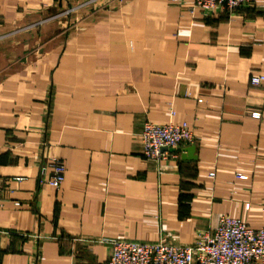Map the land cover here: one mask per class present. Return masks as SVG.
Here are the masks:
<instances>
[{
  "label": "crops",
  "instance_id": "1",
  "mask_svg": "<svg viewBox=\"0 0 264 264\" xmlns=\"http://www.w3.org/2000/svg\"><path fill=\"white\" fill-rule=\"evenodd\" d=\"M261 74L264 0H0V264H107L109 239L192 244L222 215L264 227ZM147 120L196 140L147 158Z\"/></svg>",
  "mask_w": 264,
  "mask_h": 264
},
{
  "label": "built area",
  "instance_id": "2",
  "mask_svg": "<svg viewBox=\"0 0 264 264\" xmlns=\"http://www.w3.org/2000/svg\"><path fill=\"white\" fill-rule=\"evenodd\" d=\"M122 2L123 0H118ZM193 15L202 11L215 15L222 11L233 15L235 11L254 5L256 0H171ZM254 86L264 84V74L251 77ZM260 117L259 112L252 113ZM141 153L147 158L168 159L177 156L179 149L192 144L196 135L186 124H159L145 121L140 132ZM51 171L42 183L59 189L65 180V164L51 156ZM3 189L0 187V201ZM111 256L107 264H264V227L252 228L239 218L222 215L212 231L200 234L195 243L138 242L130 239H109Z\"/></svg>",
  "mask_w": 264,
  "mask_h": 264
},
{
  "label": "water",
  "instance_id": "3",
  "mask_svg": "<svg viewBox=\"0 0 264 264\" xmlns=\"http://www.w3.org/2000/svg\"><path fill=\"white\" fill-rule=\"evenodd\" d=\"M194 150V146H190L187 149H185V152H189V154H191Z\"/></svg>",
  "mask_w": 264,
  "mask_h": 264
}]
</instances>
